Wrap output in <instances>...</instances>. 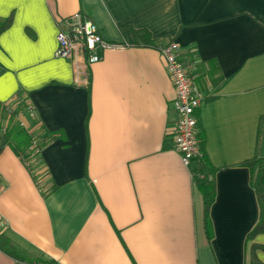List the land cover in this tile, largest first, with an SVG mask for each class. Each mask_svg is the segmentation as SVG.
Segmentation results:
<instances>
[{"label":"crops","instance_id":"0c3cea01","mask_svg":"<svg viewBox=\"0 0 264 264\" xmlns=\"http://www.w3.org/2000/svg\"><path fill=\"white\" fill-rule=\"evenodd\" d=\"M103 39L87 84L55 57L62 22ZM0 105L20 93L54 135L40 159L0 132V264H252L260 209L243 166L264 132V0H5ZM176 42L204 94L198 110L215 201L175 150L176 97L161 48ZM150 45H147V44ZM33 114V115H32ZM4 112L3 127L7 126ZM255 256L264 263V249Z\"/></svg>","mask_w":264,"mask_h":264},{"label":"built area","instance_id":"2783aa9c","mask_svg":"<svg viewBox=\"0 0 264 264\" xmlns=\"http://www.w3.org/2000/svg\"><path fill=\"white\" fill-rule=\"evenodd\" d=\"M57 40L55 57L71 60L77 83L89 82V68L101 60L98 51L120 48L119 45L105 41L96 25L80 14H75L62 22ZM179 49L176 42H171L161 48V53L176 94L173 102L176 114L173 126L175 150L180 154L182 164L191 168L193 162L201 156L196 137L199 124L197 113L205 97L198 87L197 77L191 66L181 58ZM29 105H31L29 112L32 113V104ZM5 113L9 117L13 113V108H6Z\"/></svg>","mask_w":264,"mask_h":264},{"label":"trees","instance_id":"16d2710c","mask_svg":"<svg viewBox=\"0 0 264 264\" xmlns=\"http://www.w3.org/2000/svg\"><path fill=\"white\" fill-rule=\"evenodd\" d=\"M11 19L0 20V35L11 26ZM147 45H150L149 43ZM31 101L25 93H20L10 103L0 105V132L6 138L9 146L19 155L25 158L32 157L40 159L43 148L50 143L54 135L47 132L42 122L34 119L29 125H25L19 121L18 116L24 112H28ZM13 108V113L7 118V126L3 127L4 112L6 108ZM33 109V107L31 108ZM196 137L198 139L201 156L193 162L191 166L192 173H194L196 183L201 190L204 197L205 208V228L208 237H212V223L210 218L211 207L215 201V172L205 153V135L201 126L198 124L196 130ZM244 167L250 170V183L255 191L260 216L257 225L247 236V241H254L258 235L264 234V158L260 155L249 160L243 164ZM10 242L5 237H0V247L7 253ZM256 249H264L261 245L253 243L252 264H264L255 256Z\"/></svg>","mask_w":264,"mask_h":264},{"label":"water","instance_id":"95a60500","mask_svg":"<svg viewBox=\"0 0 264 264\" xmlns=\"http://www.w3.org/2000/svg\"><path fill=\"white\" fill-rule=\"evenodd\" d=\"M260 157L264 158V132L261 139Z\"/></svg>","mask_w":264,"mask_h":264},{"label":"snow or ice","instance_id":"6c2138e0","mask_svg":"<svg viewBox=\"0 0 264 264\" xmlns=\"http://www.w3.org/2000/svg\"><path fill=\"white\" fill-rule=\"evenodd\" d=\"M4 2H5V0H0V7H2Z\"/></svg>","mask_w":264,"mask_h":264}]
</instances>
